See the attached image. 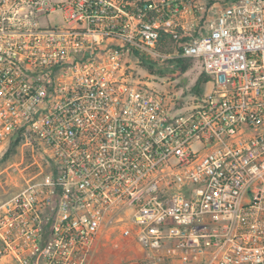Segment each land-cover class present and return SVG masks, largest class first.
I'll list each match as a JSON object with an SVG mask.
<instances>
[{"label":"built area","instance_id":"2783aa9c","mask_svg":"<svg viewBox=\"0 0 264 264\" xmlns=\"http://www.w3.org/2000/svg\"><path fill=\"white\" fill-rule=\"evenodd\" d=\"M188 60L212 86L184 109L148 70ZM21 134L49 164L0 203V264H264V0H0Z\"/></svg>","mask_w":264,"mask_h":264},{"label":"rangeland","instance_id":"374dc122","mask_svg":"<svg viewBox=\"0 0 264 264\" xmlns=\"http://www.w3.org/2000/svg\"><path fill=\"white\" fill-rule=\"evenodd\" d=\"M231 1L233 0H206V2L217 3L220 8ZM184 64L185 69L181 66L179 70L173 71V75L169 74V76L160 74V71L152 68L148 70L149 77H152L148 80L153 79L156 83V85L153 84V87L161 93H165L169 97H177L183 108L186 109L185 107L195 103L196 97L205 95L212 84L206 81L197 87V80L203 74L200 64L192 60H188ZM130 71L135 77L148 74L145 70H141L139 74H137L139 70ZM130 71L129 75L132 74ZM48 164L49 155L42 143L35 137L21 134L10 139L6 147L0 149V197L11 195L23 189L33 177L41 171H46ZM131 248L132 246L124 244L102 247L95 257L96 264H127L129 258L137 254Z\"/></svg>","mask_w":264,"mask_h":264},{"label":"crops","instance_id":"0c3cea01","mask_svg":"<svg viewBox=\"0 0 264 264\" xmlns=\"http://www.w3.org/2000/svg\"><path fill=\"white\" fill-rule=\"evenodd\" d=\"M8 141H9V140L5 141V142L0 146V149L5 148L6 145L8 144ZM27 186H28V183H27V185H26L23 189H21L20 191H18V192H16V193H13V194H11V195H7V196L5 195L4 197H0V203H3V202H5V201L11 199L13 196H15L16 194L20 193L22 190H24ZM7 264H11V263H7Z\"/></svg>","mask_w":264,"mask_h":264},{"label":"trees","instance_id":"16d2710c","mask_svg":"<svg viewBox=\"0 0 264 264\" xmlns=\"http://www.w3.org/2000/svg\"><path fill=\"white\" fill-rule=\"evenodd\" d=\"M181 66H182L184 69L186 68V66H185L184 63H183ZM161 74H165V72H164V71H161ZM209 79H210V78H208V76H206V74L203 73V74L200 76L199 80H197V84H196V86L198 87L200 83H202V82H206V81H209ZM196 89H197V88H196ZM13 138H14V137H13Z\"/></svg>","mask_w":264,"mask_h":264}]
</instances>
